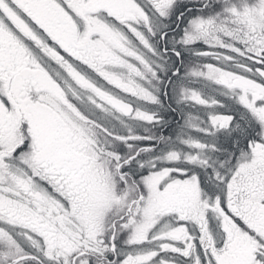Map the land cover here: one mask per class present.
<instances>
[{"label":"snow or ice","instance_id":"1","mask_svg":"<svg viewBox=\"0 0 264 264\" xmlns=\"http://www.w3.org/2000/svg\"><path fill=\"white\" fill-rule=\"evenodd\" d=\"M0 264H264V0H0Z\"/></svg>","mask_w":264,"mask_h":264}]
</instances>
